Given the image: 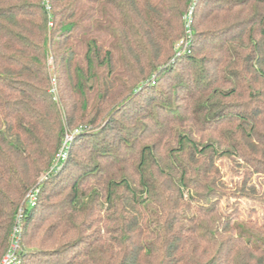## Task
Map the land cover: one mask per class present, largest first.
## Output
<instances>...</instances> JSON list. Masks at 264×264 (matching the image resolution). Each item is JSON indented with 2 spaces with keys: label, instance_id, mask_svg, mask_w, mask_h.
Returning <instances> with one entry per match:
<instances>
[{
  "label": "trees",
  "instance_id": "trees-1",
  "mask_svg": "<svg viewBox=\"0 0 264 264\" xmlns=\"http://www.w3.org/2000/svg\"><path fill=\"white\" fill-rule=\"evenodd\" d=\"M192 1L0 0V261L22 208V264H264L239 200L264 203L247 186L264 176V0H198L188 40ZM63 120L81 132L53 175Z\"/></svg>",
  "mask_w": 264,
  "mask_h": 264
},
{
  "label": "rangeland",
  "instance_id": "rangeland-1",
  "mask_svg": "<svg viewBox=\"0 0 264 264\" xmlns=\"http://www.w3.org/2000/svg\"><path fill=\"white\" fill-rule=\"evenodd\" d=\"M206 8H207V5H204L203 7L200 8L199 11L202 12ZM185 24L187 27V38H188V40H190L191 39L190 28L187 26L186 21H185ZM180 44H181L183 52L189 53L191 51L189 49V46H188V44H190V43H186V42L182 43L180 41L179 45ZM49 64H51V61H49ZM51 76H53V75H51ZM51 84H52V80H51ZM149 84H154V82H150ZM160 88H161V90L163 89V91L166 90L165 87L162 88V86H161ZM52 95H53V100L55 102H59L58 103L59 109L63 111V104H62V102L60 100V96L58 94V87H54V92H52ZM128 100L129 99H127V101L124 102V104H122V106H124L128 102ZM180 104H182V101H180ZM120 107H118L117 109H119ZM179 112H181V111H179ZM65 115H66L65 112H63V116H65ZM63 121H64L65 133H64L63 140H62V145H61L62 148L59 150V152L57 154V158L55 161V168L53 169V172H54L53 175L56 174L57 172H59L63 168V166L65 165V162H66V160L70 154V152H69L70 151V145L72 143H74V144L77 143L75 141V137L78 133L81 132V127L75 130L73 128H69L68 125L66 124V121L65 120H63ZM84 126H86V125H84ZM83 128H84V130L87 129V130L91 131L93 129V131H94V130H97L99 127H94V125H87L86 127H83ZM74 147L76 148V152H77V150H79V153H78L79 158L85 157L86 155H88V152H86L87 150L78 149L75 145H74ZM75 148L73 150H75ZM64 154H66L65 157H64ZM239 162L244 164L242 160H239ZM237 163H238V159L236 157H234V155H233V157L232 156L231 157L226 156L218 162V164L220 165V167L222 169V172L225 175L224 179L227 182H229L230 185H234L236 183H241V181L243 179V175H241V174H243V171L246 170L245 167H239L237 165ZM77 170L78 169L76 166L75 167L70 166L67 168L66 173L68 171H70V175L75 176L78 174V172H76ZM67 175L68 174H66L65 179L67 178ZM247 186H249V187L254 186L259 193L263 192L264 176L259 175V174L251 175V177L247 180ZM39 192H40V186L37 187V194L35 197L32 196L29 198L26 196V198H27L26 204H28L29 206H31L30 202H34L36 204L38 201V198H39V196H38ZM234 200L235 199H231V202H233ZM239 200L241 202L240 210L242 211V214L244 215V217L246 219L256 220V221H259L261 224H264V203L262 201L255 199V198H251V197H241ZM227 204L228 203H226V202L223 203V205L229 209V207H227ZM230 210H231V208L229 209V211Z\"/></svg>",
  "mask_w": 264,
  "mask_h": 264
},
{
  "label": "built area",
  "instance_id": "built-area-1",
  "mask_svg": "<svg viewBox=\"0 0 264 264\" xmlns=\"http://www.w3.org/2000/svg\"><path fill=\"white\" fill-rule=\"evenodd\" d=\"M197 0H193L192 4L189 8V11L187 12V14L185 15V21L187 23V26L190 27V23L192 21V13L194 11V6L196 4ZM43 3L45 4L47 10H50V4H49V0H43ZM182 43H184L183 41H181ZM52 84L53 87L51 89V92H54V87H55V79H52ZM66 153V152H65ZM66 154H64L65 157ZM60 157V156H59ZM37 194V188H34L32 190H30L27 193V197H35ZM24 198V203L25 206H29L28 204H26V200L27 198ZM35 203L34 202H30V205L33 206ZM23 213V209H20L17 221L15 226L13 227V231L11 234V241H10V245L9 248L7 250V252L5 253V255L3 256V258L0 261V264H22L21 262V257H20V238H21V232H22V228H21V216Z\"/></svg>",
  "mask_w": 264,
  "mask_h": 264
}]
</instances>
